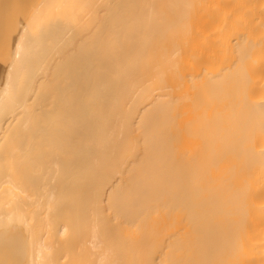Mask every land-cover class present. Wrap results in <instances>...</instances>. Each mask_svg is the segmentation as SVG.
Returning <instances> with one entry per match:
<instances>
[{"label": "bare ground", "instance_id": "6f19581e", "mask_svg": "<svg viewBox=\"0 0 264 264\" xmlns=\"http://www.w3.org/2000/svg\"><path fill=\"white\" fill-rule=\"evenodd\" d=\"M35 1L0 0V264H264V0Z\"/></svg>", "mask_w": 264, "mask_h": 264}, {"label": "rangeland", "instance_id": "374dc122", "mask_svg": "<svg viewBox=\"0 0 264 264\" xmlns=\"http://www.w3.org/2000/svg\"><path fill=\"white\" fill-rule=\"evenodd\" d=\"M34 1H35V0H34ZM36 1H37V0H36ZM36 1L34 2V4H36ZM31 6H32V5H31ZM33 6H35V5H33ZM30 9H32V8L30 7ZM30 9H29V10H30ZM30 11H31V10H30ZM28 14H29V11H28ZM25 16H28L27 13H26V15H24L23 17H25ZM26 18H27V17H25V20H26ZM25 20H24V21H25ZM24 21H22V19H21V21L17 20L16 28H17L18 30H19V28H21V26H22V25H20V24H22ZM18 22H19V23H18ZM16 28H15V29H16ZM17 29L15 30V32L18 31ZM16 34H17V33H16ZM16 34H15V35H16ZM15 35H14V37H15ZM14 37H13V38H14ZM14 40H15V39H14ZM14 40H11V42H10L9 44L12 45V44L14 43ZM12 41H13V43H12ZM11 45H8L9 48H10ZM11 48H12V46H11ZM11 48H10V49H11ZM8 52H9V51H8ZM10 53H11V51H10ZM10 53H9V54L7 53V54H8V56H6V57H7V60L5 59L7 62H8V60H9L8 57H9ZM6 57H5V58H6ZM5 60H4V61H5ZM6 61H5V62H6ZM5 62H4V65H5ZM7 62H6V63H7ZM3 67L5 68V66H3Z\"/></svg>", "mask_w": 264, "mask_h": 264}]
</instances>
